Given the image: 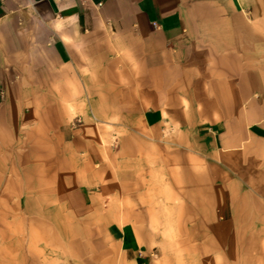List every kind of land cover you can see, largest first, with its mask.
I'll return each instance as SVG.
<instances>
[{"label":"crops","instance_id":"obj_1","mask_svg":"<svg viewBox=\"0 0 264 264\" xmlns=\"http://www.w3.org/2000/svg\"><path fill=\"white\" fill-rule=\"evenodd\" d=\"M0 264H264V0H0Z\"/></svg>","mask_w":264,"mask_h":264}]
</instances>
